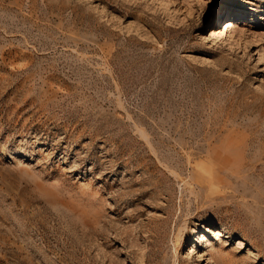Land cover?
Listing matches in <instances>:
<instances>
[{
    "label": "rangeland",
    "instance_id": "1",
    "mask_svg": "<svg viewBox=\"0 0 264 264\" xmlns=\"http://www.w3.org/2000/svg\"><path fill=\"white\" fill-rule=\"evenodd\" d=\"M0 264H264V0H0Z\"/></svg>",
    "mask_w": 264,
    "mask_h": 264
},
{
    "label": "bare ground",
    "instance_id": "2",
    "mask_svg": "<svg viewBox=\"0 0 264 264\" xmlns=\"http://www.w3.org/2000/svg\"><path fill=\"white\" fill-rule=\"evenodd\" d=\"M226 25H228V24H226ZM228 26H229V25H228ZM227 28H228V27H227ZM227 28H226V29H227ZM224 30H225V29H224ZM224 30H223V31H220V32H218V33H217V31H213L211 35H214V36H216V35H218V34H221V35H223V36H224V33H225V31H224ZM191 253H192V251H191Z\"/></svg>",
    "mask_w": 264,
    "mask_h": 264
}]
</instances>
